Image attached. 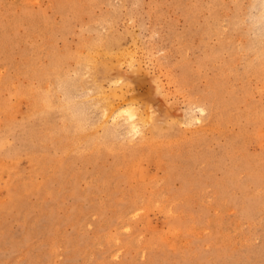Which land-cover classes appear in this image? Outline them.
Returning <instances> with one entry per match:
<instances>
[{
	"label": "rangeland",
	"instance_id": "rangeland-1",
	"mask_svg": "<svg viewBox=\"0 0 264 264\" xmlns=\"http://www.w3.org/2000/svg\"><path fill=\"white\" fill-rule=\"evenodd\" d=\"M0 264H264V0H0Z\"/></svg>",
	"mask_w": 264,
	"mask_h": 264
},
{
	"label": "bare ground",
	"instance_id": "bare-ground-1",
	"mask_svg": "<svg viewBox=\"0 0 264 264\" xmlns=\"http://www.w3.org/2000/svg\"><path fill=\"white\" fill-rule=\"evenodd\" d=\"M263 8V7H262ZM101 46L104 48L103 49V51H104V53L106 54V55H108L109 57H108V59H102L100 62H99V59H98V57H97V55L99 54L98 52H99V50H98V47H100L101 48ZM101 46H99L98 44L97 45H93V46H91V48L89 49V52H87L88 54H87V56L85 57V59H84V64L85 65H87V66H89V65H91V66H93L94 67V69H95V72L97 73V72H99V67H98V64H100V67H101V69H100V72H101V74L103 75V77H105L111 70H113V67H111L109 64H110V61L116 56H114V54H112L110 51H108V46L106 45V44H103V45H101ZM121 56V55H120ZM100 58V57H99ZM120 61V60H119ZM135 65V64H134ZM86 66V67H87ZM116 66V65H115ZM116 68H117V66H116ZM119 68V67H118ZM115 70V69H114ZM117 71V70H116ZM96 73H95V76H96ZM94 76V77H95ZM108 76V75H107ZM79 78H81V77H79ZM97 78V77H96ZM96 78H93V80L91 81L92 82V84H94V88H96L97 90H98V94H99V96H100V93H101V97H102V94H103V91L104 90H102V88L104 87H102L101 88V86H99V84H98V81L96 80ZM98 79V78H97ZM157 79V78H156ZM80 81V80H79ZM102 83V82H101ZM82 84V83H81ZM91 84V83H90ZM91 84V85H92ZM93 88V89H94ZM65 89V88H64ZM66 91V90H65ZM97 94V93H96ZM115 95L117 94L116 93V91H115V93H114ZM71 95V94H70ZM89 95V94H88ZM118 95V94H117ZM104 96V95H103ZM106 96V95H105ZM90 97V96H89ZM107 97V96H106ZM108 98H109V96H108ZM71 99V98H70ZM73 99V98H72ZM71 99V100H72ZM110 99V98H109ZM104 100H105V98H104ZM110 100H112V99H110ZM74 101V100H73ZM89 101V100H88ZM67 103V102H66ZM89 103V102H88ZM97 103H99V102H97ZM104 103V102H103ZM100 104V103H99ZM95 105H96V103H95ZM103 105V104H102ZM131 105V104H130ZM104 106V111L106 112V114H110L109 116H107V117H113L118 111H120V112H124V113H122V114H127V113H125V111L126 112H128L129 114H130V116H131V118L132 119H135V117H136V110L134 109V108H132V107H129V106H124L123 108H117L116 109V107H114V105H113V102H111V101H109V100H106L105 101V105H103ZM75 107V106H74ZM118 107V106H117ZM64 108V107H63ZM199 108V107H198ZM203 108V107H202ZM75 110H76V108H74ZM125 110V111H124ZM140 110V109H139ZM201 110V109H200ZM77 111V110H76ZM138 112V111H137ZM188 112H190L189 110H188ZM102 113V112H101ZM187 113V112H186ZM78 114H79V112H78ZM81 114V113H80ZM106 114H105V116H106ZM129 114H127V115H129ZM101 115H103V114H101ZM113 115V116H112ZM188 115V114H187ZM190 115V114H189ZM83 116V115H82ZM118 116V115H117ZM138 116V115H137ZM103 117H104V115H103ZM106 117V118H107ZM115 117H116V115H115ZM187 117V116H186ZM191 117H192V114H191ZM77 118V117H76ZM82 118H84V117H82ZM125 119V118H124ZM127 119H129V118H127ZM192 119H193V117H192ZM191 119V120H192ZM198 119H199V117H198ZM110 120H111V118H110ZM80 121V120H79ZM101 121V120H100ZM139 121V120H138ZM143 121V120H142ZM81 122V121H80ZM104 121H102V123H103ZM99 123V122H98ZM138 123V122H137ZM142 123V122H141ZM97 124V123H96ZM118 125V124H117ZM130 125L131 126H133V127H135L136 129H137V124H136V120H132V122L130 123ZM122 126H123V124H122ZM140 126V125H139ZM119 127V126H118ZM127 127V126H126ZM111 128V127H110ZM115 128V127H114ZM120 128V127H119ZM131 128V127H130ZM142 128V127H141ZM140 128V129H141ZM102 129V128H101ZM112 129V128H111ZM127 129H129V128H127ZM126 130V129H125ZM132 130V129H131ZM103 131V130H102ZM112 131H113V129H112ZM118 132V131H117ZM133 132V131H132ZM138 132V131H137ZM142 132V131H141ZM122 134V133H121ZM145 134V133H144ZM88 136H90V135H88ZM131 136V135H130ZM144 137V136H143ZM143 140V139H142ZM148 141V140H147Z\"/></svg>",
	"mask_w": 264,
	"mask_h": 264
}]
</instances>
